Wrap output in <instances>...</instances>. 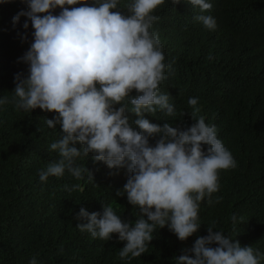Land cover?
I'll return each instance as SVG.
<instances>
[{"label": "trees", "instance_id": "obj_1", "mask_svg": "<svg viewBox=\"0 0 264 264\" xmlns=\"http://www.w3.org/2000/svg\"><path fill=\"white\" fill-rule=\"evenodd\" d=\"M132 2L118 0L114 11L130 15L127 5ZM206 2L212 4L207 12L189 0L177 5L164 0L153 11L159 19L150 31L159 33L164 63L170 65L159 92L180 108L175 116L159 108L144 113V118L158 120L160 126L167 122L186 128L195 122L188 100L198 97L196 119L203 116L206 124L216 126L217 138L236 162L235 168L218 171L219 190L212 194V203L208 197L200 202L198 231L181 241L167 226H157L146 253L121 259L119 252L126 242L119 241L118 234L109 241L93 239L76 227L87 221H77L75 215L81 207L91 214L110 205L123 221L139 219V207L130 205L126 195H116L127 182V169L94 163L90 153L75 163L87 167L94 181L87 173L77 180L66 170L62 177L49 176L42 182L40 171L60 159L50 145L63 133L59 125L46 124L56 113L39 108L25 112L8 103L0 105V264H29L34 256L37 264H176L182 255L194 257L191 249L197 238L208 235L209 226L264 254V0ZM21 10H30L24 0L0 3V99L9 101L16 75L29 74V65L21 58L34 42V28L26 16L13 24ZM60 11L57 8L53 14ZM195 15L212 16L217 27L207 29ZM131 107L129 103L126 114L133 123L137 117ZM183 109L186 113L181 115ZM158 138H149L150 144L154 146ZM76 184L83 191L69 190ZM217 197H222L218 203Z\"/></svg>", "mask_w": 264, "mask_h": 264}, {"label": "clouds", "instance_id": "obj_2", "mask_svg": "<svg viewBox=\"0 0 264 264\" xmlns=\"http://www.w3.org/2000/svg\"><path fill=\"white\" fill-rule=\"evenodd\" d=\"M24 2L30 10L17 13L13 24L26 16L34 28V42L21 58L29 65V74L26 78L16 75L13 99L4 97L0 105L13 103L25 112L39 108L56 113L46 124L49 128L59 125L63 133L50 145L60 159L40 171V180L62 177L67 170L77 180L87 173L88 180L94 181L87 167L75 163L91 153L94 163L127 169V182L116 195H126L130 205L139 207L141 217L126 222L110 205H102V213L91 214L81 207L75 215L77 221H87L77 223L81 232L104 241L118 234L119 241L126 242L119 252L121 259L146 253L157 226H167L179 240H187L201 225L200 202L208 197L212 203V194L219 190L218 171L237 165L217 138L216 126L206 124L203 116L196 119L198 97L188 100L195 122L186 128L167 122L160 126L158 120L144 118V113H155L157 108L175 116L180 108L169 103L168 94L159 92L170 65L164 63L159 33L150 29L159 19L152 13L164 0H133L127 5L130 15L114 11L118 0ZM180 2L172 0L173 5ZM189 3L201 12L212 9L206 0ZM57 8L61 11L54 15ZM195 19L209 30L217 27L210 15H195ZM28 27L25 21L23 28ZM129 103L137 117L135 126L126 114ZM155 137L159 138L153 146L149 138ZM69 190L83 191L79 184ZM221 199L217 197L216 202ZM231 219L235 222L236 216ZM207 232L195 241L194 257L182 255L176 264H260L264 259V254L254 253L252 246L242 247L222 231L209 226ZM29 264H37L35 256Z\"/></svg>", "mask_w": 264, "mask_h": 264}, {"label": "rangeland", "instance_id": "obj_3", "mask_svg": "<svg viewBox=\"0 0 264 264\" xmlns=\"http://www.w3.org/2000/svg\"><path fill=\"white\" fill-rule=\"evenodd\" d=\"M186 113V110L185 109H183L182 110V114L181 115H184ZM78 160H81V159H78Z\"/></svg>", "mask_w": 264, "mask_h": 264}]
</instances>
